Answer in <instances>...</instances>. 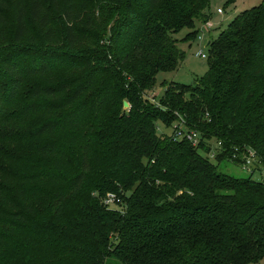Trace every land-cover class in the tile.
<instances>
[{
	"label": "trees",
	"instance_id": "16d2710c",
	"mask_svg": "<svg viewBox=\"0 0 264 264\" xmlns=\"http://www.w3.org/2000/svg\"><path fill=\"white\" fill-rule=\"evenodd\" d=\"M210 7L211 0H0V122L27 81L61 68L82 72L33 84L8 120L52 114L3 136L31 150L0 161V264L264 260V183L219 170L225 160L241 164L247 148L264 164V1L211 39L201 79L164 80L162 96L147 95L160 72L185 59L176 34L189 29L182 40H195ZM180 118L201 134L199 146L177 139L174 128L158 132V123L173 127ZM214 142L221 153L211 159Z\"/></svg>",
	"mask_w": 264,
	"mask_h": 264
},
{
	"label": "rangeland",
	"instance_id": "374dc122",
	"mask_svg": "<svg viewBox=\"0 0 264 264\" xmlns=\"http://www.w3.org/2000/svg\"><path fill=\"white\" fill-rule=\"evenodd\" d=\"M264 0H237L235 4H227L226 0H211V18L210 20L213 23V27L208 29L203 24H197L198 29L200 30L198 33V36L195 40H193L191 43L184 42L182 39L185 37V35L189 32V29H183L178 34H176V37L180 40L179 46L185 51V59L180 63L178 68L174 71L170 72H160L157 76V85L153 91L149 92L147 95L150 97L152 95H156L158 97L162 96L165 87L162 84L164 80L171 82L175 81L178 83L183 84H194L199 79H201L208 71L209 64L206 58H202L200 56H197V52L199 50H203L205 53H208L207 44L211 41V39L216 38L221 32L226 30L230 23L235 19V17L240 14L241 12L250 9L255 6H259L263 3ZM46 2H50V0H46ZM59 3H61V0H59ZM221 8L224 10L223 14H220L217 12V9ZM53 6H49V10L52 14L51 17L56 19V26L55 28L57 31H60L61 29V22L59 18L54 16V13H52ZM61 37H59V40L57 44L60 45ZM82 72H79L77 70L72 69H58L54 73L50 74L46 78H34L29 81H27L26 86L22 92V94L13 102L8 103L5 107V114H6V120L0 122V161L2 160L4 153H15V152H27L31 149V143L29 142H9L4 141L3 136L8 131H15V130H31L35 126H37L42 120L47 119L49 117H52V114L42 113L38 116H35L31 119H29L25 124H15L8 122V120L13 115L14 111L16 109H19L21 106H23L26 103L27 100V91L29 88L43 80V81H56L60 79H72L80 76ZM155 96V97H156ZM151 98V97H150ZM55 115H60L55 114ZM173 131V127H166L162 123H158V132L159 133H171ZM10 134V133H8ZM47 137L40 138V141L46 140ZM30 147V148H29ZM216 163V161H214ZM261 171H257L253 178L257 181L264 180V167ZM219 170L221 172H224L228 175H231L236 178H247L251 174L248 170L244 169L241 164H237L235 162L225 160L220 163ZM111 194H107V197H109ZM112 204V203H111ZM259 264H264V260H262Z\"/></svg>",
	"mask_w": 264,
	"mask_h": 264
},
{
	"label": "built area",
	"instance_id": "2783aa9c",
	"mask_svg": "<svg viewBox=\"0 0 264 264\" xmlns=\"http://www.w3.org/2000/svg\"><path fill=\"white\" fill-rule=\"evenodd\" d=\"M217 12L220 14L224 13V10L221 8L217 9ZM208 29L213 27V23L211 20H208L204 24ZM197 56H200L202 58H208V53H205L203 50H199L197 52ZM156 95L150 96L152 100L155 99ZM174 128V134L177 139H187L189 140L193 146H199L201 142V134L194 130L190 129L186 126L185 121L180 118L178 121H176L173 125ZM221 142H214L211 145L210 151L207 153V156L211 159H216L217 155L221 153ZM238 150V149H236ZM239 154H234L233 159H237ZM241 166L248 170L250 174H255L258 170L262 172V168L264 167V164L262 163L261 159L259 158L258 153L256 150L252 148L245 149L243 156L241 157ZM264 183V180H262ZM115 197L114 195H109V197L106 199V203H114Z\"/></svg>",
	"mask_w": 264,
	"mask_h": 264
},
{
	"label": "water",
	"instance_id": "95a60500",
	"mask_svg": "<svg viewBox=\"0 0 264 264\" xmlns=\"http://www.w3.org/2000/svg\"><path fill=\"white\" fill-rule=\"evenodd\" d=\"M209 45V43L207 44V46ZM130 105H129V103L127 102V101H124V107L125 108H128Z\"/></svg>",
	"mask_w": 264,
	"mask_h": 264
}]
</instances>
